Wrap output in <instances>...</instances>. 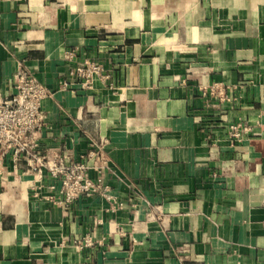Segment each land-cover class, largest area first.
Returning <instances> with one entry per match:
<instances>
[{"label":"crops","instance_id":"crops-1","mask_svg":"<svg viewBox=\"0 0 264 264\" xmlns=\"http://www.w3.org/2000/svg\"><path fill=\"white\" fill-rule=\"evenodd\" d=\"M20 69L51 93L41 150L96 151L105 190L60 203L6 157L0 264H264V0H0V94Z\"/></svg>","mask_w":264,"mask_h":264},{"label":"built area","instance_id":"built-area-1","mask_svg":"<svg viewBox=\"0 0 264 264\" xmlns=\"http://www.w3.org/2000/svg\"><path fill=\"white\" fill-rule=\"evenodd\" d=\"M74 51H68L66 58L73 61ZM104 67L94 60L75 64L70 69V77L79 79L83 86L92 84L96 75ZM15 93L11 96L0 94V164L10 157L16 167L21 160L26 163L28 172L41 173L46 170L50 176L60 181V203L71 204L82 196L91 197L105 190L100 179L93 180L88 175L87 158L97 152L90 151L78 160H70L62 152L41 150L43 130L47 115L43 105L51 93L37 77L27 70L20 69L14 78ZM203 95L217 94L227 100L223 87L211 90L201 89ZM231 135L240 140L249 129L242 124L231 125ZM90 241L79 243L80 248L89 246Z\"/></svg>","mask_w":264,"mask_h":264}]
</instances>
